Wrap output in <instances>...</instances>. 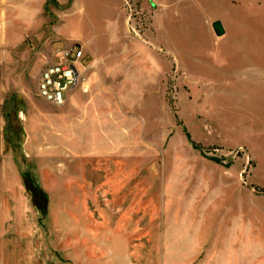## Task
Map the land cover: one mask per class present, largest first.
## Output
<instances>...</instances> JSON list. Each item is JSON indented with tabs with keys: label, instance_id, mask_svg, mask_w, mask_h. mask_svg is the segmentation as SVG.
Returning <instances> with one entry per match:
<instances>
[{
	"label": "rangeland",
	"instance_id": "rangeland-1",
	"mask_svg": "<svg viewBox=\"0 0 264 264\" xmlns=\"http://www.w3.org/2000/svg\"><path fill=\"white\" fill-rule=\"evenodd\" d=\"M0 264H264V0H0Z\"/></svg>",
	"mask_w": 264,
	"mask_h": 264
},
{
	"label": "built area",
	"instance_id": "built-area-1",
	"mask_svg": "<svg viewBox=\"0 0 264 264\" xmlns=\"http://www.w3.org/2000/svg\"><path fill=\"white\" fill-rule=\"evenodd\" d=\"M84 62L85 53L81 45L62 47L41 71L40 95L56 105H63L76 90L89 92Z\"/></svg>",
	"mask_w": 264,
	"mask_h": 264
},
{
	"label": "water",
	"instance_id": "water-1",
	"mask_svg": "<svg viewBox=\"0 0 264 264\" xmlns=\"http://www.w3.org/2000/svg\"><path fill=\"white\" fill-rule=\"evenodd\" d=\"M214 27H215L216 32H217L218 35L224 34L225 29L223 28V25H222L221 21H215L214 22Z\"/></svg>",
	"mask_w": 264,
	"mask_h": 264
},
{
	"label": "crops",
	"instance_id": "crops-1",
	"mask_svg": "<svg viewBox=\"0 0 264 264\" xmlns=\"http://www.w3.org/2000/svg\"><path fill=\"white\" fill-rule=\"evenodd\" d=\"M86 73V72H85ZM87 76H88V81H89V75L88 74H86ZM89 85H90V82H89ZM91 86V85H90ZM91 88V87H90ZM79 92H81V93H83L81 90H76L75 92H73L71 95H70V97L69 98H71V97H73L75 94H77V93H79Z\"/></svg>",
	"mask_w": 264,
	"mask_h": 264
}]
</instances>
